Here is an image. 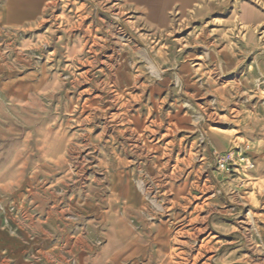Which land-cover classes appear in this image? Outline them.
<instances>
[{
	"label": "rangeland",
	"instance_id": "1",
	"mask_svg": "<svg viewBox=\"0 0 264 264\" xmlns=\"http://www.w3.org/2000/svg\"><path fill=\"white\" fill-rule=\"evenodd\" d=\"M248 3L264 12V0ZM54 13H70L63 39L86 47L82 80L61 65L51 91V50L19 66L0 42V176L15 182L0 195V264H264V186L246 154L264 76L223 64L239 38L222 25L229 11L161 36L132 29L114 0H59ZM226 131L235 143L220 153L212 141Z\"/></svg>",
	"mask_w": 264,
	"mask_h": 264
},
{
	"label": "crops",
	"instance_id": "2",
	"mask_svg": "<svg viewBox=\"0 0 264 264\" xmlns=\"http://www.w3.org/2000/svg\"><path fill=\"white\" fill-rule=\"evenodd\" d=\"M58 1L0 0V42L9 44L11 50L13 49L14 53L11 58L14 56L13 63L19 64V66H22L20 64L22 61L32 63L33 57L37 56L40 50H51L48 51V56H44L49 61V65L54 67L51 91H57L60 80L57 68L61 65L66 64L64 65L65 69L67 68L68 72L73 71L74 77L78 81L87 77L85 73L75 74L76 63H85L80 61L79 57L81 51H84L86 47L77 39H63L68 35L67 30L70 31L67 26L70 25L72 19V16L69 15L72 10L66 16L64 15V17H68L67 20L61 16L62 13L56 17L54 9L55 3ZM60 1L72 2V0ZM80 1L94 3L97 0ZM114 2L119 5L120 10L131 14L132 23H134V26H131L132 29H141L143 34L154 36L165 35L182 27L206 25L214 14L227 10L229 15L222 25L230 31L236 30L239 38L236 44L225 46L226 54L223 57V64L246 68L255 67L264 76V56L250 58L253 52L264 50V12L252 7L248 0H114ZM242 15L245 16L242 17ZM62 18L65 26H55L54 23ZM83 18L85 19L86 16ZM54 37H57V42L51 43L50 40ZM60 48L64 52L61 59L57 54ZM31 52L34 54H30ZM24 57L26 60H22ZM33 66L30 64L31 68L26 71L25 79L37 78L38 70H35ZM63 108L65 112L72 113L71 108L68 110L65 105ZM256 136H258L256 152L246 154L247 158H251L254 162V169L250 171L251 178L264 186V119L258 126ZM234 143L233 135L228 131L221 136H216L212 141L214 149L220 153L233 148ZM237 143L239 145L240 141ZM239 178H241L240 175L236 180ZM10 180L12 178L8 176H0V195H7L15 189V182ZM117 205L116 203L114 206V212L117 210ZM111 212L113 213V211ZM109 249L114 250V245ZM129 252L130 250L125 254L127 258L131 257ZM109 261L113 262L114 258L112 257ZM101 262L108 261L102 260Z\"/></svg>",
	"mask_w": 264,
	"mask_h": 264
},
{
	"label": "built area",
	"instance_id": "3",
	"mask_svg": "<svg viewBox=\"0 0 264 264\" xmlns=\"http://www.w3.org/2000/svg\"><path fill=\"white\" fill-rule=\"evenodd\" d=\"M229 161H230L229 155L225 156L222 159L219 158L218 159L219 168L225 170V167H226V165H228ZM238 161L246 170H251L253 168V164L248 159H246L244 156H240L238 158Z\"/></svg>",
	"mask_w": 264,
	"mask_h": 264
},
{
	"label": "bare ground",
	"instance_id": "4",
	"mask_svg": "<svg viewBox=\"0 0 264 264\" xmlns=\"http://www.w3.org/2000/svg\"><path fill=\"white\" fill-rule=\"evenodd\" d=\"M80 26V25H79ZM105 125V124H104ZM117 128V127H116ZM112 130V129H111ZM95 142V141H94ZM97 142V141H96ZM140 151V150H139ZM138 151V152H139ZM125 152H126V150H125ZM133 154V153H132ZM111 184V183H110ZM154 186V185H153ZM155 189V188H154ZM149 193V192H148ZM148 193H147V195H148ZM113 198V202H109L110 203V205H109V208H110V210L111 211H113L114 212V206H115V204L117 203V199L115 198V197H112ZM113 236V229L110 231V232H108V237H112ZM113 240L112 241H110L109 243V245L110 246H112V245H114V238H112ZM85 247V246H84ZM5 264V263H4Z\"/></svg>",
	"mask_w": 264,
	"mask_h": 264
}]
</instances>
